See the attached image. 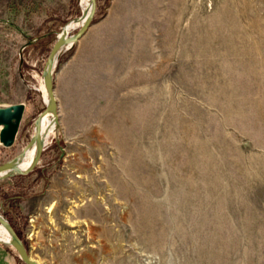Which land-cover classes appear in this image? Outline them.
<instances>
[{
  "label": "rangeland",
  "instance_id": "obj_1",
  "mask_svg": "<svg viewBox=\"0 0 264 264\" xmlns=\"http://www.w3.org/2000/svg\"><path fill=\"white\" fill-rule=\"evenodd\" d=\"M81 12L0 0V106L25 104L0 163L33 133L48 52ZM53 80L54 134L0 179L37 264H264V0H96ZM0 264L25 263L0 243Z\"/></svg>",
  "mask_w": 264,
  "mask_h": 264
},
{
  "label": "water",
  "instance_id": "obj_2",
  "mask_svg": "<svg viewBox=\"0 0 264 264\" xmlns=\"http://www.w3.org/2000/svg\"><path fill=\"white\" fill-rule=\"evenodd\" d=\"M95 4H96V0H92L90 12L87 15H85V13L82 11L80 16L77 17V18L84 17V22L77 29L75 33L69 34L68 36H59L57 34L56 39L48 52L42 70V81L48 95V101L44 102L45 104L44 108L38 114L37 118L35 119V123L37 122L38 124H40L39 116L42 113H51L54 121L57 123L56 101L54 95L53 67L56 64L58 57L61 53V52L59 53L58 50L61 48V46L69 42L71 43L70 46H72L85 33V31L87 30V28L91 23L95 11ZM25 45H23L21 48H23ZM24 107L25 104L23 102H17L6 106H0V144L1 145L8 147L13 144L22 118ZM47 132H48V128L41 132H38L36 129H34L33 133L30 135L29 140L22 147V149L12 158L6 160L5 162L0 163V172H5L11 163H15L19 161L26 154L27 150H29V148L33 145V143L36 142L37 152L30 167L24 171L3 173L4 175H2V178L9 177L15 174H25L30 172L34 168L46 144ZM0 222L9 231L11 235V241L9 244L16 251L18 258L25 264H37V262L29 255V252L27 251L23 241L17 235L16 231L13 229L8 219L1 213H0ZM0 243L6 244L1 240Z\"/></svg>",
  "mask_w": 264,
  "mask_h": 264
},
{
  "label": "bare ground",
  "instance_id": "obj_3",
  "mask_svg": "<svg viewBox=\"0 0 264 264\" xmlns=\"http://www.w3.org/2000/svg\"><path fill=\"white\" fill-rule=\"evenodd\" d=\"M91 3H92V0H79V5L81 7V11H83L85 13V15H87L90 12ZM83 22H84V17L73 19L72 21L65 24L61 28L58 35L59 36H68L70 30H72L76 27H80ZM70 45H71L70 42L64 44L63 46H61V48L58 50V52L60 53L64 50L68 49ZM40 91H41L44 102L48 101V95H47V92H46V89L44 87L43 82H41ZM39 119H40V124H38L36 122L34 124L33 131H34V129H36L38 132H41V131H44L45 129L48 128V132L46 135V142H47L49 140V138L51 137V135L54 134L57 123L54 121L51 113H42L39 116ZM36 152H37V143L34 142L33 145L29 148V150H27L26 154L19 161L15 162V163H11L5 172H0V178H2V175H4L3 173H13L15 171H24V170L28 169L30 167V165L32 164L34 158H35ZM209 215H210V213H209ZM204 217H206V216H204ZM0 240L5 242L6 244H9L11 241V235H10L9 231L6 229V227L1 222H0Z\"/></svg>",
  "mask_w": 264,
  "mask_h": 264
},
{
  "label": "trees",
  "instance_id": "obj_4",
  "mask_svg": "<svg viewBox=\"0 0 264 264\" xmlns=\"http://www.w3.org/2000/svg\"><path fill=\"white\" fill-rule=\"evenodd\" d=\"M8 199L10 200V199H15V198H13V197H9ZM15 200H16V199H15ZM5 217L8 219L9 223L11 224V226L13 227V229L16 231L17 235H18V236L21 238V240H22V235H21L20 231L16 228V226H15L14 222L12 221L11 217L9 216V214L5 213ZM22 241H23V240H22ZM23 243H24V242H23Z\"/></svg>",
  "mask_w": 264,
  "mask_h": 264
}]
</instances>
